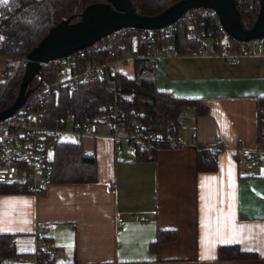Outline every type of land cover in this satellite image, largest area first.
I'll return each mask as SVG.
<instances>
[{
  "label": "crops",
  "instance_id": "0c3cea01",
  "mask_svg": "<svg viewBox=\"0 0 264 264\" xmlns=\"http://www.w3.org/2000/svg\"><path fill=\"white\" fill-rule=\"evenodd\" d=\"M117 72L135 74L134 61ZM8 60L0 54V82ZM160 90L198 98L209 107L198 115L193 143L161 148L155 160H138L127 142L87 137L98 181L51 184L44 192L0 193V234L12 236L16 253L35 250L37 225L62 251L60 262L77 264H264V169L241 163L233 148L257 146V98L264 96V51L236 62L215 55H177L155 64ZM183 137L180 133V139ZM222 144L218 168L197 170V146ZM123 217L121 225L117 219ZM243 229L236 238L232 222ZM159 232L173 241L150 247ZM214 247H208L205 240ZM239 245L257 259H217L220 246ZM15 257L10 261L14 263Z\"/></svg>",
  "mask_w": 264,
  "mask_h": 264
},
{
  "label": "trees",
  "instance_id": "16d2710c",
  "mask_svg": "<svg viewBox=\"0 0 264 264\" xmlns=\"http://www.w3.org/2000/svg\"><path fill=\"white\" fill-rule=\"evenodd\" d=\"M138 13L154 16L180 0H130ZM96 3H109L107 0H8L0 4V54L8 60L7 77L0 82V112L8 109L18 97L24 76V69L12 71L16 59L27 57L30 52L48 35L58 23L73 17L72 22L80 19L81 9ZM259 1L255 9H251L248 0L239 4L244 28H251L257 20ZM176 24L175 41L178 55L192 54L197 50L198 41L188 35L190 26L205 33L208 38H217L214 42L217 51L226 52L237 49L240 44L232 36L220 31L221 24L212 10L199 8L190 10ZM113 43L115 54L108 51H91L88 59L97 63H105L121 55L123 50H133L142 45L137 39L136 31L125 29L116 31ZM112 34V33H111ZM62 65L50 63L44 65L41 73L30 84L36 90L41 80L54 81ZM135 74L128 77L122 72L114 76L106 74L102 78H94L78 84L72 91L63 89L58 94L34 101V106L44 109L48 119L55 120L67 113H74L81 122L91 121L100 113L103 103L117 102L126 119H133L143 131L160 134L163 141L156 145L150 155L146 150L134 153L138 160H155L157 151L170 148V140H180V126L177 118L183 108L192 109L197 115L206 114L209 107L198 98H179L169 92L160 90L156 84L155 65L145 64L142 60L134 61ZM263 110V112H261ZM257 142L264 145V96L257 98ZM129 145V144H128ZM179 147V146H178ZM172 148V147H171ZM218 153L211 147L197 146V170L213 172L218 168ZM52 184H91L98 181V164L95 156L87 155L81 142H59L52 159ZM28 192L21 183L0 185V193ZM175 232L166 234L159 232L151 242L150 248L156 250L158 244L173 241ZM12 236L0 234V264H14L10 261L16 253L11 244ZM258 255L244 251L239 245L220 246L217 259L220 261L257 259ZM41 264H77L60 262L57 259L43 258Z\"/></svg>",
  "mask_w": 264,
  "mask_h": 264
},
{
  "label": "built area",
  "instance_id": "2783aa9c",
  "mask_svg": "<svg viewBox=\"0 0 264 264\" xmlns=\"http://www.w3.org/2000/svg\"><path fill=\"white\" fill-rule=\"evenodd\" d=\"M242 1L236 0L238 7ZM257 1L260 5V0H248L252 10L255 9ZM189 12L183 17L185 15L189 17ZM178 22L157 29H133L137 32L136 36L142 50L135 45L133 50H123L121 55L105 63L91 61L88 55L91 51H108L110 55H114L113 43L116 41L117 33L108 34L87 48L53 61L62 65L57 78L54 81L41 80L35 92H31L25 104L14 115L0 120V185L21 183L30 192H44L52 184L51 162L56 146L59 142H67L63 139L67 136L75 142H81L87 137H108L115 142L117 148L121 142H127L133 154L146 150L151 155L155 146L163 141L162 136L153 131L141 130L133 119L128 121L125 111L117 102L103 103L100 106V113L93 120L86 122L79 121L74 113H67L53 121L45 116L44 109L33 104L34 101L58 94L63 89L72 91L82 82L102 78L106 74L114 76L117 73L116 65L120 61L142 60L145 64L155 65L160 59L177 56L174 38ZM220 31L226 33L222 25ZM188 35L198 41L197 50L192 53L198 56L215 55L225 61L236 62L252 51H264V37L239 42L237 49L221 52L214 46L217 38L206 37L205 33L196 30L194 26L189 27ZM26 63V57L16 59L12 71L24 69ZM197 116L192 109L181 110L177 122L183 137L180 140L171 139L170 147L194 144L192 129L196 125ZM211 149L215 153H221L228 148L222 144H215ZM231 150L242 153V165H257L264 169V145L258 143L253 149L236 147ZM123 220V217H119L117 224L121 225ZM47 232L48 227L37 225L35 250L30 254L16 255L14 264H41L43 258L58 260L62 251L51 245L46 237Z\"/></svg>",
  "mask_w": 264,
  "mask_h": 264
},
{
  "label": "water",
  "instance_id": "95a60500",
  "mask_svg": "<svg viewBox=\"0 0 264 264\" xmlns=\"http://www.w3.org/2000/svg\"><path fill=\"white\" fill-rule=\"evenodd\" d=\"M81 9L80 19L70 17L54 26L48 35L26 57L24 76L19 94L13 105L0 112V120L15 114L32 92L31 82L40 75L44 65L87 48L104 36L125 28L157 29L178 22L193 9L207 8L219 19L226 33L239 42H249L264 37V0L254 25L246 29L236 0H180L161 13L144 16L138 13L130 0H107Z\"/></svg>",
  "mask_w": 264,
  "mask_h": 264
},
{
  "label": "snow or ice",
  "instance_id": "6c2138e0",
  "mask_svg": "<svg viewBox=\"0 0 264 264\" xmlns=\"http://www.w3.org/2000/svg\"><path fill=\"white\" fill-rule=\"evenodd\" d=\"M8 3V0H0V4H7ZM243 229H237L236 226H235V222L233 220L232 222V233H233V237L232 238H236L237 234L239 232H242ZM205 244L206 246L208 247H214V245H212L209 241H207V239L205 240Z\"/></svg>",
  "mask_w": 264,
  "mask_h": 264
},
{
  "label": "rangeland",
  "instance_id": "374dc122",
  "mask_svg": "<svg viewBox=\"0 0 264 264\" xmlns=\"http://www.w3.org/2000/svg\"><path fill=\"white\" fill-rule=\"evenodd\" d=\"M33 92H35V90H32V93ZM30 96V95H29ZM65 141H67V142H75V141H73V139L71 138V137H69V136H67V137H65V138H63Z\"/></svg>",
  "mask_w": 264,
  "mask_h": 264
}]
</instances>
